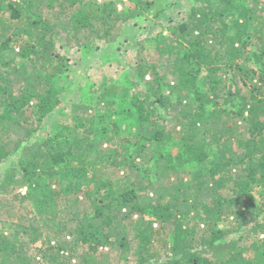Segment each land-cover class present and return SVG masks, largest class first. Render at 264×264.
<instances>
[{"label":"trees","instance_id":"16d2710c","mask_svg":"<svg viewBox=\"0 0 264 264\" xmlns=\"http://www.w3.org/2000/svg\"><path fill=\"white\" fill-rule=\"evenodd\" d=\"M83 1L0 0V111H4L0 115V164L20 154L18 180L27 191L13 199L35 208L30 223L11 227L9 234L0 232V264H34L39 257L53 264H72L74 259H78L76 264H99L104 249L130 250L137 238L127 223L148 214L154 220L150 232L137 235L145 250L149 251L147 246L158 232L154 224L160 230L170 227L173 236L171 244H163L161 264H264V206H257L249 193L253 185L264 186V12L257 10L259 4L206 0L192 8L174 34L184 54L175 45L166 46L168 37L157 38L161 54L178 57L173 64L177 81L169 85L171 94L177 95L175 105L162 91L157 67L146 65L143 55L137 58L138 76L147 89L135 93L124 111L129 115L135 111L136 130L145 133L147 143L178 145L175 156H163L149 144L142 147L141 140L124 138L116 144L110 126H98L96 122L102 119L96 114L77 122L76 128L84 129L81 136L75 135L73 127L62 126L54 138L30 142L40 128L33 117L41 122L62 104L58 82L68 71L69 61L56 50L59 23L66 20L73 32L69 44L86 48L91 38L110 40L118 34L119 23L131 16L122 18L111 5L103 6L102 16L79 11ZM174 1L145 0L142 11L157 19ZM79 34L90 37L82 40ZM251 44L257 46L256 52L249 50ZM251 57L261 69L249 65ZM203 70L208 72L204 90L199 87ZM238 79L243 80L245 90L237 86ZM120 92L117 84L105 87L97 104L105 106L106 115L113 113ZM234 96L238 106L227 111L225 105ZM156 103L174 113L169 128L154 125ZM212 105L216 108L210 110ZM81 108L87 113L93 107ZM223 112L232 115L234 122L210 126V120H218ZM110 122L118 132L119 124ZM148 124L154 127L147 131ZM242 126L249 133L247 139L237 136ZM212 147L215 152L210 151ZM148 150L151 154L146 157ZM140 159L153 162L151 172L157 179L181 172L189 179L176 181L167 202L160 196L141 204L142 183L120 187L108 172L112 168L119 173L121 166L134 168ZM189 164L197 167L190 170ZM15 176L8 174L4 185ZM189 191L206 194L204 212L196 219L191 217L198 205ZM10 204L7 197L0 199V217L12 212ZM196 220L204 226L202 233L187 222ZM38 243L34 258L27 249ZM159 257L154 251L149 260L142 257L140 264Z\"/></svg>","mask_w":264,"mask_h":264},{"label":"rangeland","instance_id":"374dc122","mask_svg":"<svg viewBox=\"0 0 264 264\" xmlns=\"http://www.w3.org/2000/svg\"><path fill=\"white\" fill-rule=\"evenodd\" d=\"M145 0H84L79 8V11H94L102 16L104 11L102 8L104 5H111L112 9L116 10L115 13L125 18L130 16L126 21H121L119 23L118 34L112 35L110 40H102L98 38H91V44L86 48L75 47L76 43H71L69 36L72 35V31L66 24L67 21L59 23L58 28H56V50L63 56H65L69 61L68 71L61 77L58 82V87L60 90V96L62 100L61 106L53 113L44 117L41 122L33 117L34 121L40 124L39 131L31 139L32 144L45 141L49 138H54L60 131L62 126L73 127L75 135L81 136L84 134L83 128H76V124L80 119H84L86 122L91 116L98 115L102 121L96 122L100 123L98 126H110L111 137L113 136L114 142L120 143L124 138H133L135 140H141V146L144 148L147 143L143 136L144 132H138L136 130L134 134L121 135L120 127L118 132L112 126L110 122L111 111L105 114V106H98V99L102 95L105 87L111 84H117L121 86V98L128 101L133 98L135 93H143L147 88L144 82H142L138 76L137 72V58L140 55L144 56L146 60V65L156 66L159 71L161 80V88L164 95L171 97L172 102L176 103L177 95L175 93L171 94V89L169 85H173L177 81V74H175L173 64L177 61L178 57L176 54H161V49L158 48L157 38L160 35H164L169 38L166 46L175 45L179 50L183 47L179 45L177 40L174 38V34L177 33L178 27L188 20L191 10L194 7H199L205 4L206 0H175L172 6L157 19H152L144 14L142 11L141 3ZM250 7H254L257 4L258 11L264 12V0H249ZM114 22V21H113ZM80 38L83 40L87 39L85 36L79 34ZM74 45V46H73ZM165 46V44H164ZM257 46L251 44L249 50L251 52H256ZM249 65L255 69H261V64H255L254 59L251 57L249 60ZM208 72L203 70L199 81L200 89L204 90L206 87L205 78ZM230 76V75H229ZM149 80V78H147ZM238 87L245 90L244 82L238 79ZM228 86L231 82L226 83ZM236 87V86H235ZM231 91H235L233 88ZM228 94V89H226L225 96ZM223 98L220 103H224ZM237 96H234L225 105L227 111H235L236 106H238ZM240 105V104H239ZM93 107L89 112L85 113V109L81 107ZM157 117L155 119L154 125H164L165 127H170L172 125V116L174 113L165 110L160 104L156 103ZM79 107L80 109H78ZM97 108V112L95 111ZM216 106H211L210 110L215 109ZM3 110L0 111V115L3 114ZM103 113V115H102ZM90 116V117H89ZM78 119V120H77ZM162 119L164 121H162ZM77 120V121H76ZM235 118L232 115H226L225 112L221 113V117L217 120L215 118L210 120V126H214L215 122L218 126H223L226 124H232ZM147 125V131L150 126ZM243 127V126H242ZM15 132V131H14ZM117 133V134H115ZM115 135H117L115 137ZM237 136L240 138L247 139L249 133L245 128H241L240 132H237ZM152 150L159 152V155L163 156H175L179 152V147L175 142H165V143H152L148 145ZM211 152H215V147L211 148ZM210 152V153H211ZM151 151L148 150L145 156L149 157ZM20 154L14 155L8 158L5 162L0 164V199L7 197L10 200V206L13 210L8 215H3L0 217V232H5L6 234L11 233L12 228H18V224L30 223L35 215V208L33 204L28 202L21 204L13 199L16 194L22 193L26 194L27 189L22 188V183L18 180V159ZM134 168H124L117 172L112 168L108 169L109 174L112 176L113 181L116 185L120 187H131L134 182L142 183V187L145 190L141 191V204H148L156 200L158 197L163 196L164 202L168 201V196L174 193L173 186L178 179L185 178L189 179L187 173L181 172L177 176L170 177L169 179H157L151 172L153 162L146 164L142 162V159L137 160ZM211 167L209 164L207 168ZM154 169V167H153ZM152 169V171H153ZM190 169V168H189ZM190 170H195L191 168ZM149 171V174L147 173ZM14 173L15 180L10 182L7 187L5 184V177L8 174ZM92 186V183H91ZM249 193H251L256 201L257 206H264V186L253 185L250 187ZM188 194L193 196V200L197 202L198 208L193 212L191 218L199 217L203 213L201 206L206 202V194L197 193L189 191ZM13 199V201H11ZM80 211V210H79ZM151 213V212H150ZM251 212L247 219L252 217ZM264 215L261 217V219ZM196 219V218H195ZM191 223V226H196L199 233L203 232L204 226H199L200 220L187 221ZM154 223L153 215L148 214L143 217L135 216L132 221H129L127 225L133 227L135 232L132 234L134 238H137L131 243L130 250L128 252H122L118 247L113 249H104L102 256L98 257L99 264H140L142 257L150 259L152 252L160 253V257L152 259L150 263L147 264H161L165 260V253L163 252L164 243H172L173 236L171 234L170 227L166 229H159V225L154 224V229L158 232L153 234L151 243L147 246L149 251L144 249V242L138 238V233L140 232H150L149 227ZM128 225V226H129ZM223 224L220 225L222 227ZM253 224L251 225V227ZM46 231V229H44ZM13 231V230H12ZM46 233V232H45ZM243 233V230L242 232ZM238 236V234H237ZM65 235L63 234L60 239L63 240ZM27 239V238H26ZM73 237L68 238L67 241H71ZM40 243L35 246L28 247V254L32 255L34 258L38 254L36 246L39 247ZM81 247L78 248V254H80ZM162 257V258H161ZM78 259L72 260V264H76ZM53 264L51 262H43L41 258L34 259V264Z\"/></svg>","mask_w":264,"mask_h":264},{"label":"clouds","instance_id":"9594fccd","mask_svg":"<svg viewBox=\"0 0 264 264\" xmlns=\"http://www.w3.org/2000/svg\"><path fill=\"white\" fill-rule=\"evenodd\" d=\"M131 106L130 100L125 101L121 98L115 99V107L113 109V114H110V119L119 124L121 135H129L134 134L137 126V119L135 111L133 110L131 115L126 114L124 109L129 108ZM103 115V113H102ZM210 151H212L210 149ZM209 160H211V156H209ZM197 167L195 164H189L188 168Z\"/></svg>","mask_w":264,"mask_h":264}]
</instances>
